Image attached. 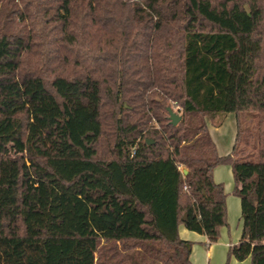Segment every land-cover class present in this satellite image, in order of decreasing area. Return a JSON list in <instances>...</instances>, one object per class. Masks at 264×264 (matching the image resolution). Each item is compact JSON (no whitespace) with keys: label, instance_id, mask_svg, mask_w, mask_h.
<instances>
[{"label":"trees","instance_id":"16d2710c","mask_svg":"<svg viewBox=\"0 0 264 264\" xmlns=\"http://www.w3.org/2000/svg\"><path fill=\"white\" fill-rule=\"evenodd\" d=\"M218 164L227 257L264 264V0H0V264H192Z\"/></svg>","mask_w":264,"mask_h":264},{"label":"crops","instance_id":"0c3cea01","mask_svg":"<svg viewBox=\"0 0 264 264\" xmlns=\"http://www.w3.org/2000/svg\"><path fill=\"white\" fill-rule=\"evenodd\" d=\"M208 132L213 140L216 151L219 155H226L231 152L232 146L235 141L237 125L235 113H227L224 115L220 125H214L207 120ZM213 180L216 183H221L225 192L226 203V217L227 225L221 227L220 235L216 242L207 243V238L204 234L196 233L186 229L182 224L178 226V234L182 239L190 240L193 242L190 261L194 263L196 261L195 254L192 252L201 253L199 244L204 246V261L205 264H211L217 257H222L227 253L228 247L239 241L241 235L238 231V227L231 225V219L236 217L240 213V199L232 193L233 189V175L231 166L229 164H218L212 171ZM240 219V214H239ZM241 223V220H240ZM241 228V226H240Z\"/></svg>","mask_w":264,"mask_h":264},{"label":"rangeland","instance_id":"374dc122","mask_svg":"<svg viewBox=\"0 0 264 264\" xmlns=\"http://www.w3.org/2000/svg\"><path fill=\"white\" fill-rule=\"evenodd\" d=\"M248 124H252V121L251 122H247L246 120H244V126H248ZM239 214L234 218L231 219V225L233 227H238V231L240 232V226H241V223H240V219H239ZM200 247V251L201 253L197 252L196 254V251L194 252V250L192 251L194 254H195V257H196V261L192 264H202V262L204 261V246L202 244H199L198 245ZM213 263L211 264H249V258H246L242 261H238L232 257H227V253H225L222 257H217L215 258V260L212 261ZM205 264V263H203Z\"/></svg>","mask_w":264,"mask_h":264},{"label":"water","instance_id":"95a60500","mask_svg":"<svg viewBox=\"0 0 264 264\" xmlns=\"http://www.w3.org/2000/svg\"><path fill=\"white\" fill-rule=\"evenodd\" d=\"M166 110L168 113V118H169L170 123L175 125L180 120V115L174 112L170 106L166 107ZM148 142H151V140H148ZM186 172H187L186 169L182 170L183 174H185Z\"/></svg>","mask_w":264,"mask_h":264}]
</instances>
